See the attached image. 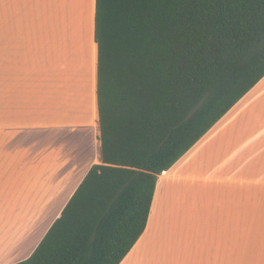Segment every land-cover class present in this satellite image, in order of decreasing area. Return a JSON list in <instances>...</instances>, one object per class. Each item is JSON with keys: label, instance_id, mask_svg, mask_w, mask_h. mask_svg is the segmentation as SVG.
Segmentation results:
<instances>
[{"label": "crops", "instance_id": "obj_1", "mask_svg": "<svg viewBox=\"0 0 264 264\" xmlns=\"http://www.w3.org/2000/svg\"><path fill=\"white\" fill-rule=\"evenodd\" d=\"M95 5L0 0V264L29 258L103 162ZM120 264H264V77L158 175Z\"/></svg>", "mask_w": 264, "mask_h": 264}, {"label": "trees", "instance_id": "obj_2", "mask_svg": "<svg viewBox=\"0 0 264 264\" xmlns=\"http://www.w3.org/2000/svg\"><path fill=\"white\" fill-rule=\"evenodd\" d=\"M94 39L103 162L14 264H120L158 175L264 77V0H96Z\"/></svg>", "mask_w": 264, "mask_h": 264}, {"label": "rangeland", "instance_id": "obj_3", "mask_svg": "<svg viewBox=\"0 0 264 264\" xmlns=\"http://www.w3.org/2000/svg\"><path fill=\"white\" fill-rule=\"evenodd\" d=\"M37 30L39 31L40 29H34V31H37ZM38 31H37V32H38ZM63 31H64V35H65V37H69V38H71V37L73 36V34H74V33H73V31H74L73 28H72V29H71V28H70V29H65V30L63 29ZM39 35H40V34L38 33L37 36H36V37H38V40H39ZM36 42H37V41H36ZM38 43H39V42H38Z\"/></svg>", "mask_w": 264, "mask_h": 264}]
</instances>
